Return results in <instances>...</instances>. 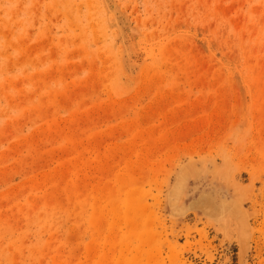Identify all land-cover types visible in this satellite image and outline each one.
<instances>
[{"label": "rangeland", "instance_id": "1", "mask_svg": "<svg viewBox=\"0 0 264 264\" xmlns=\"http://www.w3.org/2000/svg\"><path fill=\"white\" fill-rule=\"evenodd\" d=\"M220 147L264 264V0H0V264H237L165 214Z\"/></svg>", "mask_w": 264, "mask_h": 264}, {"label": "bare ground", "instance_id": "2", "mask_svg": "<svg viewBox=\"0 0 264 264\" xmlns=\"http://www.w3.org/2000/svg\"><path fill=\"white\" fill-rule=\"evenodd\" d=\"M220 148V151L224 153L225 150L223 152V148ZM222 153L225 163L221 165L214 158L201 157L203 159L199 158L200 161L205 160L202 164V161L198 165L195 160H192L193 158H190L189 161L178 167L173 182L165 192V214L171 224L184 221L192 215L196 221L210 227L220 235L222 241L235 242L238 249L237 264H245L246 257L251 250L254 231H256L250 222L252 214L244 207L246 199L249 198L248 195L252 192V184L247 183L242 187L233 183V177H235L233 173L236 168L232 167L233 162L229 160L231 158ZM233 165L235 164L233 163ZM131 171V175L127 174L128 179H124V181H129L126 185H133L134 188L137 185V180H134ZM209 173L212 175L211 180L207 175ZM193 177L196 180L192 182ZM248 182L250 181L248 180ZM130 191L124 195V200H122L125 212L139 214L143 207L139 205L138 197H135L137 192L135 193L132 189ZM252 211L255 210L252 209Z\"/></svg>", "mask_w": 264, "mask_h": 264}]
</instances>
